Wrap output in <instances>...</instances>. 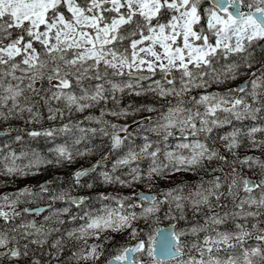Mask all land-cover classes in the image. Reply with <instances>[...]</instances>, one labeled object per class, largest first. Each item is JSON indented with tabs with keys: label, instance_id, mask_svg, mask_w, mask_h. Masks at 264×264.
Segmentation results:
<instances>
[{
	"label": "snow or ice",
	"instance_id": "snow-or-ice-1",
	"mask_svg": "<svg viewBox=\"0 0 264 264\" xmlns=\"http://www.w3.org/2000/svg\"><path fill=\"white\" fill-rule=\"evenodd\" d=\"M45 168L0 264H264V0H0V174Z\"/></svg>",
	"mask_w": 264,
	"mask_h": 264
},
{
	"label": "trees",
	"instance_id": "trees-1",
	"mask_svg": "<svg viewBox=\"0 0 264 264\" xmlns=\"http://www.w3.org/2000/svg\"><path fill=\"white\" fill-rule=\"evenodd\" d=\"M38 144L42 148L43 147H46L44 141H42V140L39 141ZM95 158H96V156L94 155L92 157H89L88 159H82V160H80V163L81 164H85V163L91 162ZM52 174H53V171H52L51 168H45V170L43 172L38 173L35 176H31V177H28V178H21V179L15 180V181H12V179L10 177H8V176H5V175L0 174V188L6 186L8 184H11V183H14V184L24 183L27 180H31L33 183H36V182H39L40 180H42L43 178H49ZM245 174H248L247 171H246Z\"/></svg>",
	"mask_w": 264,
	"mask_h": 264
},
{
	"label": "rangeland",
	"instance_id": "rangeland-1",
	"mask_svg": "<svg viewBox=\"0 0 264 264\" xmlns=\"http://www.w3.org/2000/svg\"><path fill=\"white\" fill-rule=\"evenodd\" d=\"M174 177L176 176H181V178H177V181H194V180H191L193 179L194 177H196V175H191L190 173H185V172H181V173H176V174H173ZM197 179V177L195 178V180ZM102 187V190H108V191H116V190H123V191H128V189H115V188H111V187H106V186H101ZM9 188H13V186H9V187H3L0 192H3V191H6L8 190ZM146 190V189H145ZM171 221L170 219L168 218H161L160 221L158 222V225L154 226V227H159L161 224L165 223V222H169Z\"/></svg>",
	"mask_w": 264,
	"mask_h": 264
},
{
	"label": "water",
	"instance_id": "water-1",
	"mask_svg": "<svg viewBox=\"0 0 264 264\" xmlns=\"http://www.w3.org/2000/svg\"><path fill=\"white\" fill-rule=\"evenodd\" d=\"M168 225V224H167ZM164 226H166V225H163V226H161V227H164Z\"/></svg>",
	"mask_w": 264,
	"mask_h": 264
}]
</instances>
